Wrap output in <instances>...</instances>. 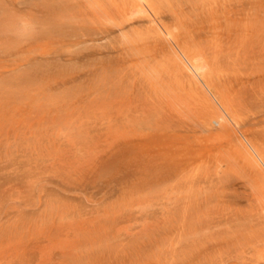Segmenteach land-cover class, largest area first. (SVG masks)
<instances>
[{"label": "rangeland", "instance_id": "374dc122", "mask_svg": "<svg viewBox=\"0 0 264 264\" xmlns=\"http://www.w3.org/2000/svg\"><path fill=\"white\" fill-rule=\"evenodd\" d=\"M99 1L0 0V264H185L192 250L181 247L188 240L174 222L184 213L186 198L220 199L225 192L226 177L211 178L221 151L205 132L195 127L183 141L185 150L173 157L168 137L149 135L138 118L122 123L109 114L106 119V102L96 104L105 98L97 73L117 70L128 57L140 59L141 48L151 43L136 38L124 45L109 23L106 35L94 37L92 11L106 6L119 20L115 9L124 0ZM258 4L255 20L244 22L251 31L249 54L264 45V0ZM136 21L127 23L131 30L146 33L148 24ZM94 26L101 28L98 22ZM132 47L139 53L128 52ZM223 53L217 54L220 65L238 67L240 60L228 62ZM259 65L264 58L255 56L245 64ZM143 132L148 135L140 136ZM187 160L202 166L191 180L182 173ZM171 202H180L182 211L177 204L172 210Z\"/></svg>", "mask_w": 264, "mask_h": 264}, {"label": "bare ground", "instance_id": "6f19581e", "mask_svg": "<svg viewBox=\"0 0 264 264\" xmlns=\"http://www.w3.org/2000/svg\"><path fill=\"white\" fill-rule=\"evenodd\" d=\"M260 2L261 0H124L122 5L125 7L119 5L120 8L116 6L115 9L119 13V20L107 14L106 6L99 9V12L94 7L97 10L95 14L92 7L88 9L92 11L90 31L94 37H98L95 34L106 35L109 29L106 23H109L119 29L124 45L125 41L134 43L136 38L138 41L151 39L150 44L141 48L143 57L140 59L128 57L126 64L118 62L117 70L114 68L113 71H103L104 74L97 73L101 76L103 74L102 78L98 75L102 80L98 90H101L99 92L105 98L100 94L103 101L96 97L94 100H98L96 104L106 102V119L109 114L120 117L122 123H127L128 117L132 121H137L138 118L143 130H149V135L168 137L173 157L178 155L182 147L185 150L186 143L183 145V141L189 134H194L195 127L199 128L200 133L205 132L206 139L216 141L215 148L221 151L211 170V178L216 181L226 177L225 184L221 185L225 192L220 194V199L192 200V195L186 198V202L183 201L186 203L185 208L180 199H177L181 202L184 213L176 221L174 219V223L186 235L187 239L185 237L183 240H188L181 241L180 244L181 247L184 245V248L192 250L189 255L186 254L185 264H264V66H245L252 56L264 58V45L260 43L249 54L247 49L251 42L248 35L251 31L244 25L247 19L250 21V17L255 20L254 15L258 16L256 8H262L258 4ZM95 3L97 4L96 1ZM186 15L188 17L184 18ZM134 18H137L138 23L148 24V27L145 25L148 30L143 32L146 36L131 30V25L127 23ZM256 21L258 22L257 19ZM97 22L101 28L94 26ZM223 49L227 51L223 53ZM129 51L139 53L134 47ZM220 52L228 62L230 58H233L235 64L240 60L238 67L233 68L229 63L220 65L217 59ZM240 64L243 66H239ZM110 68L111 64L108 69ZM91 75L93 77L94 74ZM96 83L92 82L93 89L98 87ZM88 99L90 100V96ZM90 106L92 111L96 107ZM121 115H125V121H121ZM97 117L100 120L104 116ZM147 120L148 124L145 122ZM138 125L140 124L137 123L136 126ZM148 134L143 132L140 136ZM156 157L158 160V156ZM205 166L206 164L204 169ZM201 167L193 166V162L187 160L182 173L184 172L186 179L191 180ZM204 182L207 186L210 183L207 180ZM216 183L218 185L220 182ZM213 186L215 184L210 187ZM175 188L173 193H178ZM180 202L177 204L179 209ZM176 211L175 208L174 214ZM153 216L155 217L154 214ZM151 232L154 233L155 230L149 233ZM180 232H174L177 234L176 240H181L178 237ZM189 237L194 238L188 239ZM177 244L172 246L175 250Z\"/></svg>", "mask_w": 264, "mask_h": 264}]
</instances>
